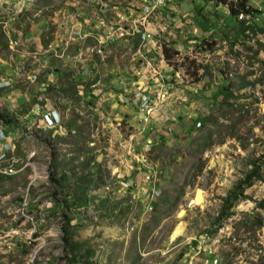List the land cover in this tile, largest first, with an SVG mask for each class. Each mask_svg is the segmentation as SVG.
Masks as SVG:
<instances>
[{
    "label": "rangeland",
    "instance_id": "1",
    "mask_svg": "<svg viewBox=\"0 0 264 264\" xmlns=\"http://www.w3.org/2000/svg\"><path fill=\"white\" fill-rule=\"evenodd\" d=\"M248 1L244 25H264V0ZM104 7L150 38L127 26L108 41ZM11 15L26 37L6 51L0 31L19 60L0 73L16 124L0 143V264H66L59 209L80 264H264V33L213 0L0 5ZM52 109L55 128L42 121ZM259 159L260 178L224 208Z\"/></svg>",
    "mask_w": 264,
    "mask_h": 264
},
{
    "label": "trees",
    "instance_id": "2",
    "mask_svg": "<svg viewBox=\"0 0 264 264\" xmlns=\"http://www.w3.org/2000/svg\"><path fill=\"white\" fill-rule=\"evenodd\" d=\"M215 3H222L225 4L229 10V13L231 16L237 18V16L241 13L243 14H247L250 17L254 15V13H256L257 11L255 9H251L249 7H247V3L249 2L248 0H213ZM239 21V19H238ZM240 31L243 32L244 30H250V32L256 34V33H264V25H259V26H251V25H244V21L240 20ZM224 24V23H222ZM169 50L167 49L165 51L166 54V58H168V56H170L168 54ZM256 53V51H255ZM7 123H12L14 124V121H12V119L6 115L3 114V112L0 111V124L3 125H7ZM261 163V159H259L257 162L253 163V169L249 174H246L244 178H242L239 182H237V184L230 190L228 191L227 196L223 199L224 200V208L228 209L230 208L233 203H235L240 196H243V191L246 187H248L251 183L252 179H259L260 176L257 173L258 170L257 168L260 166ZM51 179L55 182L56 187L59 189H63V187L61 186V181L59 179L53 178L51 177ZM70 194V193H66L65 195ZM71 195V194H70ZM85 203H86V199H85ZM60 203L57 202L56 206L57 208L60 206ZM83 204V201H76V199H72V203L71 204H66L65 209L69 210L70 207H74L77 208L79 206H81ZM64 211V210H63ZM61 209H59L57 212V216H59L61 214L62 217H60V220L62 221V234L63 236L62 241L64 244V257L66 260V264H80L78 263V260L76 259L73 251L76 248L75 244L71 242V234L68 230L69 226H70V221L71 218L69 217V215L65 212H63ZM256 222H260V220L256 219ZM85 257V255H84ZM88 258V257H87ZM86 263H88V259H86Z\"/></svg>",
    "mask_w": 264,
    "mask_h": 264
},
{
    "label": "built area",
    "instance_id": "3",
    "mask_svg": "<svg viewBox=\"0 0 264 264\" xmlns=\"http://www.w3.org/2000/svg\"><path fill=\"white\" fill-rule=\"evenodd\" d=\"M22 1H24V0H22ZM155 1H157L158 3H161V5H163V4L166 3L167 0H165V1L164 0H155ZM113 8L104 7V9L101 10L100 24L103 27H108V30H109L107 32V35H106L107 40L108 39H110V40L113 39L112 36L121 37L124 34H126V32H128L127 26H130V28H129L130 30L129 31H130L131 34L140 33L141 40L144 41V40L150 38V34L148 32H146L145 29L143 30V28L141 26L137 25V21L133 23L134 20H131L132 19L131 17H127L125 15H123L124 17H118V14H117L118 12L117 11L113 12L112 11ZM143 8L144 7H142L141 12L143 14H145V11H144ZM146 9H148V8L146 7ZM19 12H20V9H19ZM111 13L116 15V18H113L111 16ZM245 16L249 17V15L241 13V14H239L237 16V18L239 20H243L244 19L243 17H245ZM127 35H130V34L128 33ZM110 42H112V41H110ZM44 89L45 88H43V90ZM143 94H141L140 92L133 93L132 94V99L134 98V100L139 101L140 109L142 111H144L146 114H149L150 111H151V106H152V103H151L150 100H152V99L150 97H148L147 95H145V94L143 95ZM161 97H164V94H162ZM42 119H43L42 121L44 122V124L46 126H48V127L55 128L56 126H59L58 123H59L60 120H59V116H57L55 114V110H51L50 112H48V111L44 112L42 114ZM5 138H6V135L4 133L3 126L0 124V143Z\"/></svg>",
    "mask_w": 264,
    "mask_h": 264
},
{
    "label": "crops",
    "instance_id": "4",
    "mask_svg": "<svg viewBox=\"0 0 264 264\" xmlns=\"http://www.w3.org/2000/svg\"><path fill=\"white\" fill-rule=\"evenodd\" d=\"M19 1L20 0H0V5L7 7L9 9L11 7V5H13L15 2L17 3ZM4 15H6V14H4ZM21 17H20V15H18V16L11 15V16L7 17V19H6L7 21L4 20L5 18L0 19V29H1L0 31H2L3 34L5 36H7V42H8L7 44L8 45H7L6 51H8L9 49L12 50V46H13L14 42H17L18 40L20 41V40L24 39V37H26V34L23 33V29L19 28L20 26H22V23H21L22 21L20 20ZM9 23H12L14 26L10 27ZM35 28H36L35 26L34 27H31V25L29 26L30 30L35 31ZM27 33H29V32H27ZM35 33H36V31H35ZM84 36H85V34H84ZM36 44H37L36 48L39 47L38 42ZM40 49H43V48L41 47ZM23 56H24V51L22 50L19 52V57L23 58ZM13 60L14 61L17 60L16 62L19 61L18 59H14L13 56L11 54H9V52H4L1 50L0 51V70H1L0 73L5 72L4 74L10 75V72H12L11 65H13L10 62H12ZM2 79H3V77H0V81H2ZM42 88H44V87H41V89ZM10 93H12V91ZM17 96L22 97V95H20V93H18ZM19 97H16V98L18 99ZM8 98H9V95H8ZM23 99H24V97H23ZM22 102H24V101H22ZM52 110H55V114L58 116V111L56 109H52ZM14 125H16V124H14ZM14 125H12V126L16 128V126H14ZM4 133H5V131H4ZM2 141L6 142L7 140L5 138Z\"/></svg>",
    "mask_w": 264,
    "mask_h": 264
}]
</instances>
